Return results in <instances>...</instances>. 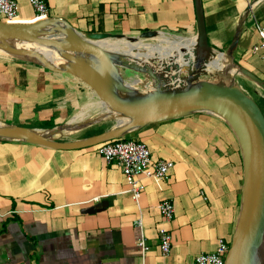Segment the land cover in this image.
I'll list each match as a JSON object with an SVG mask.
<instances>
[{
	"label": "crops",
	"instance_id": "obj_1",
	"mask_svg": "<svg viewBox=\"0 0 264 264\" xmlns=\"http://www.w3.org/2000/svg\"><path fill=\"white\" fill-rule=\"evenodd\" d=\"M18 2L20 20H33L28 0ZM202 2L213 48L227 47L242 21L235 59L264 80V47L252 50L262 43L257 27L264 26V0ZM47 3L50 15L67 19L81 32L139 35L161 30L186 38L197 34L195 0ZM80 83L70 74L0 55V122L43 129L57 126L63 121L57 117L59 103L74 109L70 96L78 94ZM258 95L264 98V91ZM84 114L71 119H87ZM33 120L55 124L28 125ZM113 123L98 122L60 139L85 138ZM101 124L108 125L101 128ZM123 138L145 142L153 161H174L160 181L139 177L144 189L137 201L121 167L97 153L99 144L56 149L0 140V264H184L213 251L219 238L231 242L243 162L239 143L221 118L198 112L147 124ZM164 200L174 204L171 220L159 211ZM160 227L172 234L168 255L160 249ZM141 236L150 246L146 253L137 245Z\"/></svg>",
	"mask_w": 264,
	"mask_h": 264
},
{
	"label": "water",
	"instance_id": "obj_2",
	"mask_svg": "<svg viewBox=\"0 0 264 264\" xmlns=\"http://www.w3.org/2000/svg\"><path fill=\"white\" fill-rule=\"evenodd\" d=\"M195 8L197 34L192 50L180 42L177 54L171 50L162 56L132 52L142 40L161 35V30L139 35L81 32L67 19L52 15L30 21L0 19V55L76 77L89 86L102 107L87 119L73 118L46 129L0 122V140L73 149L123 138L150 123L198 112L216 115L235 135L243 162L240 208L225 264H264V112L237 75L262 91L264 80L235 60L243 22L225 53L209 42L202 0H195ZM105 39L126 41L129 49L107 48L99 43ZM219 54L229 59L227 71L211 67ZM102 121L114 123L85 138L59 137Z\"/></svg>",
	"mask_w": 264,
	"mask_h": 264
},
{
	"label": "built area",
	"instance_id": "obj_3",
	"mask_svg": "<svg viewBox=\"0 0 264 264\" xmlns=\"http://www.w3.org/2000/svg\"><path fill=\"white\" fill-rule=\"evenodd\" d=\"M34 10V19H42L50 16V7L47 0H28ZM0 19L7 22L20 21L18 0H0ZM258 31L262 39L261 45H255L253 52H258L264 47V26L258 25ZM97 153L107 161H115L122 169L123 174L130 185L129 191L134 200H139L144 189L140 176L154 178L157 181L164 179L174 167V161L152 160L151 150L148 145L137 139L118 138L100 143ZM159 211L165 220L173 219L175 209L170 200H164L158 205ZM141 220L139 225H141ZM160 249L163 254L168 255L172 248L171 232L160 227ZM142 253H146L150 246L144 236L137 241ZM230 247V242L224 238L218 239V244L213 251L198 254L193 260L184 264H225V259Z\"/></svg>",
	"mask_w": 264,
	"mask_h": 264
},
{
	"label": "rangeland",
	"instance_id": "obj_4",
	"mask_svg": "<svg viewBox=\"0 0 264 264\" xmlns=\"http://www.w3.org/2000/svg\"><path fill=\"white\" fill-rule=\"evenodd\" d=\"M163 33L168 35V36H171V37L178 36V35H175V34H169V33L165 32V31H163ZM159 36H157L155 38H151V39L142 40V42L143 43H150V44H153V45H157V43H159ZM227 47L222 49L225 53H226ZM237 81L242 86V88L247 93H249V95H251L258 102V104L260 105L261 109L264 112V98H261L258 95V92L262 91V90L258 86H256V84H254L250 80L244 78L243 76L237 75ZM80 85H81L80 88H78V90H79L78 94L72 93L71 94L72 96H70V98L74 100V101H72V103H73L72 105L74 106V109H70L69 104L63 105V104L59 103V105H60L59 107L60 108L57 109V117H60L61 120H63L59 124H62V123H64L67 120H70L74 116H76L77 118H80L85 113L86 115L84 114L85 115L84 118H86V117L88 118L89 115L92 116L93 114L99 113L100 111H102V108L100 106L101 103L99 102V99L95 95V93L86 84L81 82ZM64 96H65V94H64ZM61 98L64 99V100L65 99H70L69 97H63V96H61ZM61 98H60V100H62ZM90 101H93L94 105L96 103H98L99 106L92 107V106H94V105H92L91 107H85L83 109L82 106L85 105L87 102H90ZM89 108H91L90 111L87 110ZM71 110H73L72 113H71ZM85 110H86L87 113L84 112ZM104 123H106V122H104ZM54 124H55L54 121L40 122V121H37V120H33V121H31V123H28V125H42V126H46V127L53 126ZM107 125L108 124H101L100 127L101 128L102 127H106ZM94 130H95V128L92 129V130H89L88 133L93 132ZM79 133L80 132H77V131L74 132V134L68 133L65 136H62V137L60 136V138L61 139H68V138L72 137L75 134L78 135Z\"/></svg>",
	"mask_w": 264,
	"mask_h": 264
},
{
	"label": "bare ground",
	"instance_id": "obj_5",
	"mask_svg": "<svg viewBox=\"0 0 264 264\" xmlns=\"http://www.w3.org/2000/svg\"><path fill=\"white\" fill-rule=\"evenodd\" d=\"M180 42H182V44L186 46L187 50L189 49L191 51L193 47L194 37L187 38L181 41L180 38L171 37L164 33H161V35L159 36V43L157 45H153L150 43L137 44V46L134 48V51L132 52L137 53V54L149 53L152 55L155 53V54H158L159 56H162V55H165V52L172 50V52L177 54V52L180 50V46H181V44L179 45ZM99 43L110 49H116V50H128L129 49V47L126 44L127 42L123 40L113 41L110 39H105V40H101ZM211 65H212L211 67L218 66V68H221L223 71H227L229 67V59L226 57V55L219 54L217 57H215L214 61L211 62ZM92 105H94V102L90 101L86 103L85 105H83L82 108L84 109L85 107H91Z\"/></svg>",
	"mask_w": 264,
	"mask_h": 264
},
{
	"label": "trees",
	"instance_id": "obj_6",
	"mask_svg": "<svg viewBox=\"0 0 264 264\" xmlns=\"http://www.w3.org/2000/svg\"><path fill=\"white\" fill-rule=\"evenodd\" d=\"M236 60V59H235ZM237 61V60H236Z\"/></svg>",
	"mask_w": 264,
	"mask_h": 264
}]
</instances>
